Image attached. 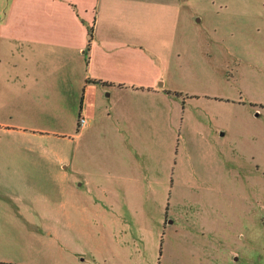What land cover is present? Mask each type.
<instances>
[{"label":"crops","instance_id":"0c3cea01","mask_svg":"<svg viewBox=\"0 0 264 264\" xmlns=\"http://www.w3.org/2000/svg\"><path fill=\"white\" fill-rule=\"evenodd\" d=\"M185 5L0 0V264H142L178 152L148 137L214 97L167 79L191 35Z\"/></svg>","mask_w":264,"mask_h":264},{"label":"rangeland","instance_id":"374dc122","mask_svg":"<svg viewBox=\"0 0 264 264\" xmlns=\"http://www.w3.org/2000/svg\"><path fill=\"white\" fill-rule=\"evenodd\" d=\"M185 3L191 35L167 79L214 97L189 102L172 137H148L177 166L152 209L142 264H264V0ZM73 234L89 261L87 233Z\"/></svg>","mask_w":264,"mask_h":264},{"label":"built area","instance_id":"2783aa9c","mask_svg":"<svg viewBox=\"0 0 264 264\" xmlns=\"http://www.w3.org/2000/svg\"><path fill=\"white\" fill-rule=\"evenodd\" d=\"M85 121H86L85 118H81V120H80L81 125L84 124Z\"/></svg>","mask_w":264,"mask_h":264}]
</instances>
